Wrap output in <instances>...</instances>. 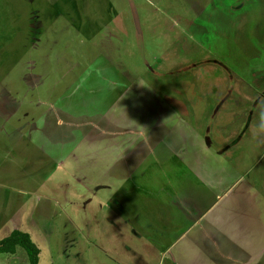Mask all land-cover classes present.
<instances>
[{"label": "rangeland", "instance_id": "rangeland-1", "mask_svg": "<svg viewBox=\"0 0 264 264\" xmlns=\"http://www.w3.org/2000/svg\"><path fill=\"white\" fill-rule=\"evenodd\" d=\"M262 123L264 0H0V239L30 233L39 264H113L116 232L119 259L168 264L171 165L221 153L264 177ZM238 242L264 264V240ZM17 250L0 264H30Z\"/></svg>", "mask_w": 264, "mask_h": 264}, {"label": "crops", "instance_id": "crops-1", "mask_svg": "<svg viewBox=\"0 0 264 264\" xmlns=\"http://www.w3.org/2000/svg\"><path fill=\"white\" fill-rule=\"evenodd\" d=\"M44 141L46 143L45 137ZM191 157L194 159L192 160ZM225 157L226 155L221 153L212 155L204 153L196 157L187 154L186 161L191 163L185 165L182 160L181 163L171 165L174 172L177 166H183L186 169V175L181 181L184 186L182 188L178 186L177 190L173 188L176 199H172V208L176 207L179 211L182 210L180 214L182 217L179 218L174 214L170 218L172 223L169 234L172 241L169 249L170 262L165 256L168 254H164L163 250L160 249V263L164 262L165 257L168 264H244L249 261L252 253L251 251L249 253L238 240L243 242L264 240V235L259 237L258 234L256 235L251 231L259 224L257 217L263 216L258 214V210L262 214L264 209V188L260 185H264V177L261 176L263 173L259 172V178L251 176V168L248 169L247 163L244 164L245 169L242 171L228 172L222 163ZM179 160L177 158V161ZM194 160H198V163L193 164L192 161ZM254 164H259L258 158ZM185 185L188 187V192L184 191ZM236 203L244 215L241 221L236 224L242 226V229H246L245 218L250 220V226H247L250 231L246 233H238L237 230H233V227L223 228L224 225H231L233 222L230 221L227 224L223 221L222 210H229L234 205L237 207ZM216 211L217 216L209 218ZM119 213L121 214V212ZM217 218L218 220H216ZM120 219L118 224L128 230L127 226L130 222L125 214H122ZM125 220L127 221L125 222ZM260 222L264 224L263 221ZM156 223H158L157 220ZM114 224L117 225V223ZM237 225L236 228H238ZM121 226H118L117 229ZM177 226L183 228L178 229ZM119 230L122 232L121 229ZM231 231L236 235V239L232 236ZM118 233L116 232L117 235L114 233L112 240L108 241V252L112 253L108 257L113 261V264H131L129 263L131 257L126 256L131 251V247L127 244L125 246L126 252L122 256L123 259H119L121 256L117 251L122 250L121 245L123 244ZM137 235L138 233L134 236ZM145 239L148 238L145 237ZM157 240L155 237L154 241L157 242ZM132 252L136 254L134 250ZM142 262L139 260L136 264H145V261Z\"/></svg>", "mask_w": 264, "mask_h": 264}, {"label": "trees", "instance_id": "trees-1", "mask_svg": "<svg viewBox=\"0 0 264 264\" xmlns=\"http://www.w3.org/2000/svg\"><path fill=\"white\" fill-rule=\"evenodd\" d=\"M18 247L26 251L30 264H39L41 251L30 233L14 229L8 236L0 239V253L15 254Z\"/></svg>", "mask_w": 264, "mask_h": 264}, {"label": "clouds", "instance_id": "clouds-1", "mask_svg": "<svg viewBox=\"0 0 264 264\" xmlns=\"http://www.w3.org/2000/svg\"><path fill=\"white\" fill-rule=\"evenodd\" d=\"M261 127L264 128V123H262Z\"/></svg>", "mask_w": 264, "mask_h": 264}]
</instances>
